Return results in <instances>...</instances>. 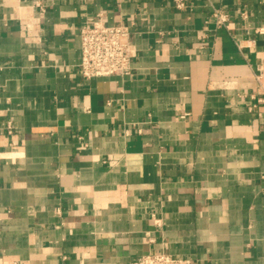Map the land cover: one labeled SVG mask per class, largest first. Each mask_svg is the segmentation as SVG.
<instances>
[{
  "label": "crops",
  "instance_id": "1",
  "mask_svg": "<svg viewBox=\"0 0 264 264\" xmlns=\"http://www.w3.org/2000/svg\"><path fill=\"white\" fill-rule=\"evenodd\" d=\"M97 16L131 75L81 78ZM263 59L264 0H0V264H264Z\"/></svg>",
  "mask_w": 264,
  "mask_h": 264
},
{
  "label": "built area",
  "instance_id": "2",
  "mask_svg": "<svg viewBox=\"0 0 264 264\" xmlns=\"http://www.w3.org/2000/svg\"><path fill=\"white\" fill-rule=\"evenodd\" d=\"M188 0H174L177 10H185ZM217 28H223L230 21L222 10L213 14ZM132 33L125 26H108L97 16L80 29L81 61L80 76L85 81L101 77H127L133 72L130 40ZM257 104H264V59L255 76ZM253 107H257L256 105ZM12 134V127H9ZM130 264H193L189 258L174 257L166 253H152L138 258Z\"/></svg>",
  "mask_w": 264,
  "mask_h": 264
}]
</instances>
